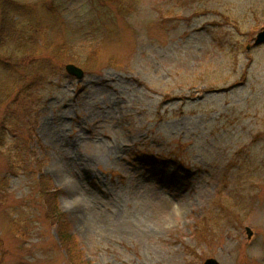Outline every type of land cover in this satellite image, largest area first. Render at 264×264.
Segmentation results:
<instances>
[{"label":"rangeland","instance_id":"374dc122","mask_svg":"<svg viewBox=\"0 0 264 264\" xmlns=\"http://www.w3.org/2000/svg\"><path fill=\"white\" fill-rule=\"evenodd\" d=\"M128 1L10 0L63 72L0 146V264H71L41 176L83 264H264V0Z\"/></svg>","mask_w":264,"mask_h":264},{"label":"trees","instance_id":"16d2710c","mask_svg":"<svg viewBox=\"0 0 264 264\" xmlns=\"http://www.w3.org/2000/svg\"><path fill=\"white\" fill-rule=\"evenodd\" d=\"M3 1V2H2ZM100 7L117 5L121 14L131 13L132 8H126L128 0H99ZM0 105L5 104L8 100H12L6 110V116L0 123V146L5 144V138L8 132L13 133L24 125L28 131V136L33 132V118L37 113L38 104L40 103L39 91L40 87L50 84L54 76H59L63 72V68H58L55 61L52 62V55L49 57L38 56L37 46L33 42V36L25 27L23 22H29L28 18L21 14L19 7L10 3V0H0ZM109 15L112 12L109 11ZM107 16V15H106ZM22 20V21H20ZM108 20V17H107ZM114 22V18L110 19ZM110 20H108L110 22ZM61 48V47H59ZM64 60L63 57H61ZM92 59V57L90 58ZM71 62L75 65H82L86 73L89 72L91 65L80 64L78 60L71 58ZM148 155V154H146ZM152 161L149 169L159 168V172L165 177H170L168 168L174 165L173 161L162 159L149 155ZM10 155L7 156L10 168L15 167L12 163ZM160 164L167 168L156 166ZM182 169V170H181ZM188 171L186 168H178L176 172ZM172 172V179L169 183L174 184L175 179L180 175ZM171 179V178H170ZM39 196L47 208V217L53 221V225L57 227L59 243L62 249L67 253L71 264H83L80 253L76 251V238L70 233V225L59 209V193L52 183L41 176L38 181ZM203 228V226H202ZM208 230V225L205 227Z\"/></svg>","mask_w":264,"mask_h":264},{"label":"water","instance_id":"95a60500","mask_svg":"<svg viewBox=\"0 0 264 264\" xmlns=\"http://www.w3.org/2000/svg\"><path fill=\"white\" fill-rule=\"evenodd\" d=\"M264 45V29L257 35V37L254 40V46H262ZM248 49H250V46H248ZM66 71L71 75L76 77L78 80H83L85 77V72L82 68L74 65V64H68L66 66ZM204 264H220L216 259L210 258L205 261Z\"/></svg>","mask_w":264,"mask_h":264}]
</instances>
